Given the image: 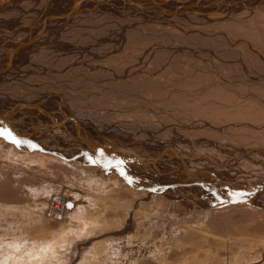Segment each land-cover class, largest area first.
I'll list each match as a JSON object with an SVG mask.
<instances>
[{
    "label": "bare ground",
    "instance_id": "obj_1",
    "mask_svg": "<svg viewBox=\"0 0 264 264\" xmlns=\"http://www.w3.org/2000/svg\"><path fill=\"white\" fill-rule=\"evenodd\" d=\"M258 12H264V0H0V133L7 131L14 137L8 139L0 135V151H4L0 157V173L19 172L39 177L40 174L35 175L32 170L36 172L42 168L40 172L49 177L53 175L48 166L52 159L69 171L70 175L81 172L85 176L82 180L86 182L90 179L86 182L84 200L79 202L82 205L73 196L75 193L71 195L67 190H56L53 194L55 200L49 198L45 219L49 217L60 221V232L56 234L55 231L56 235L51 238L42 239L32 248L27 247V251H20L18 248L21 245L17 243H2L0 250L6 255H2L0 264H48L52 258L58 260L61 254L58 251L68 248L76 239L91 238L97 234L102 236L95 238L96 243L90 246L83 263L109 264L111 260L117 259L120 248L125 244H137L136 240L141 238L137 235L145 234L152 217L156 218L162 213L160 205L189 215L239 204L264 211V174L252 179L254 185L252 182L246 185L237 182L231 174H240L244 163H250L255 168L264 167V151L250 147L234 153V149L230 150L231 146L228 149L225 146L227 143H217L211 138L212 135H208L210 138L206 135L207 138L195 139L188 133V137L186 132L183 133L184 130L201 128L218 135L224 133V129L200 119L201 115H197L199 119H193L191 123L183 122L159 105L165 97L157 99L145 96L132 91L136 88L132 89L128 85L137 78L142 81V78L154 77L167 62L168 65L173 64L175 59L184 62L200 60L201 66L207 68V58H215L219 54L222 55L220 61L223 69L217 65H213V68L214 75L221 79L218 80L220 83L231 85L245 82L263 89L264 79L255 76L244 75L246 78L235 81L226 77L224 79L219 71H231L232 63H223V60L228 61L223 58L239 57L238 62L246 67L243 54L238 49H229L230 52L227 49L222 52L214 50L210 48L209 38L206 39L217 33L210 30V24L255 23ZM240 14L243 15L238 17ZM246 45L252 54L259 53L249 43ZM246 45L243 47L246 48ZM160 57L166 60L161 66L158 63ZM115 63L118 66H114ZM258 93L249 95L264 106V100ZM105 102L111 103L110 109L105 107L104 111L107 110L105 113L108 114H101L96 109ZM138 114L155 120L171 117L173 122L168 120L170 124L164 126L171 135L164 138L144 122L137 121ZM203 146H212L215 151L198 152L197 148ZM181 148L193 149L182 152L179 151ZM220 154L222 157L218 156ZM29 160L37 163V167L27 165ZM244 176L241 173V177ZM49 182L42 180L46 184L45 188H41L40 183V187L27 184L26 189L35 193V196L44 192L49 196L54 193V188L47 186ZM51 183L58 184L61 190L65 189L56 180ZM106 183L107 186H113L110 194L105 193ZM115 191L135 195L134 203L147 198L145 202L140 201L136 208L133 218L136 223L129 235H112L124 227L125 220L113 218L109 221L104 215H89L86 211V205L92 201L105 205L104 200L109 195L113 196ZM72 200H75V204H72ZM133 205L127 211L131 212ZM34 222L36 220L31 223Z\"/></svg>",
    "mask_w": 264,
    "mask_h": 264
},
{
    "label": "rangeland",
    "instance_id": "obj_2",
    "mask_svg": "<svg viewBox=\"0 0 264 264\" xmlns=\"http://www.w3.org/2000/svg\"><path fill=\"white\" fill-rule=\"evenodd\" d=\"M262 13L258 12L256 14L255 23L249 22V23L240 25L239 23L235 24L234 22H225L227 26L224 23L215 24V25L210 24L209 25L210 30L217 31V33H215L217 37L215 35L212 36L213 38H215L213 39L214 40L213 43H211V41H213L212 37H206V39L209 38L211 40L210 41L209 39H207L209 41V45L211 46L210 48H213L214 50H218L220 52L226 49H227L226 51H228L229 49L231 51L233 50L236 51V49L240 50L243 54L242 58L245 62V66L246 65L248 66L249 64L250 66L248 67L242 66V64L238 62L239 57H235L234 59L233 58L231 59V57L223 58L225 60H228L226 62L223 60L222 61L223 63L233 64L235 62L233 65L229 64L230 70L231 71L233 70V71L228 72V70H226L225 72L227 73H224L221 71L223 69L221 68L222 63L220 61V59L222 60V57H221L222 55H219V54H218V57L207 58L208 60H211L210 62H208V60L205 61L207 63V68L206 66L204 67L201 66L200 63L202 61L200 60L191 59L190 61L185 60L184 62L181 59H175L173 64L170 63L168 65L167 64L168 62H167L166 65L163 66L164 68H162L158 72V74L156 73L157 74L155 75L156 77L155 76L145 77L141 79L142 81H138L137 80L138 78H137L136 80L138 81V84H136L137 83L136 80H135L136 82L130 81L128 83L129 87L131 86L132 89L133 87L136 89H133V90L131 88L129 89H131L132 91H135L136 93L143 94L145 96L150 95L149 97H152V98H157V99L162 98L163 99V97H165V99L163 100L164 102L163 101H162L163 103L160 102L159 105L163 106L165 109L174 113L173 115L175 117L177 116L176 118H178L179 120L181 119L183 122L188 121L189 123H191L193 119H196V118L199 119V116L201 115L200 119L202 118L206 121H210L211 123L215 125L218 124V126H221L224 129L223 131L224 133H220L218 135L216 133L211 132L210 130L201 129V128H197L198 130L195 128H192L191 130L190 129L184 130L183 133L185 134L186 132L185 135L188 137L190 135V137L192 138L199 139V138H207L208 135L209 136L212 135L211 138H214L217 143L221 145H225V143H227L225 146L228 149L230 148L229 146H231L230 150L233 151L234 149L235 150L233 151L234 153L236 151L238 153L239 150L240 151L246 150L250 147H255L257 148L258 151H264V106H262L258 102V100L255 99L256 100L255 101L253 97L249 95L252 92H255V93L259 92L258 95L260 94L259 96L264 100V88L262 89L260 86L258 87L252 84L248 85L245 82H243V84H238L236 82L234 84H231V85H234L232 87L230 84H224V83L222 84L219 82L221 81V79L215 76L216 74L214 73L215 70L213 68L214 67L213 65L219 66L221 70L220 71L218 70V71L222 73L221 76L224 77V79L227 78L228 80H231V81H235L241 77L246 78V76L244 75H249L253 77L255 76L258 79H264V72H263L264 71V67H263V64H264V59H263L264 58V36H263L264 35V12ZM242 15L243 14L238 15V17H241ZM252 26H255V27H252ZM215 27L217 29H215ZM238 27L239 28L241 27L240 28L241 30ZM261 31L263 32L261 33ZM219 37L222 39L221 41L219 40L220 39ZM216 38H219V39H216ZM228 38L230 40H228ZM233 39H238V40L236 41ZM241 41H243V43ZM248 43L254 48V50L258 51L259 53L252 54L250 48L247 50L248 45L246 44ZM244 44L246 45V48L243 47ZM240 45L242 46L241 49H240ZM256 56L258 57L260 56L262 58L260 57L256 58ZM245 57H247V59H245ZM229 58L231 59V61L232 60L233 61L231 62ZM159 59H161V60H158V63L160 64L159 66L164 64L162 63L163 61L166 62V60H164L165 57H160ZM246 60L248 61L249 64H246L247 63ZM186 62H188L189 64ZM219 63H221V65H219ZM114 66H118V65L115 63ZM239 67H240V70L238 69ZM243 67L245 70L243 69ZM235 68H237L238 71L237 69L235 71L234 70ZM262 68H263V71H260ZM250 69L251 70L253 69L254 71H251ZM197 70H198V73H197ZM253 73H256V74H253ZM215 78L216 80L213 82L212 80H214ZM139 82H140V85H139ZM212 82L215 85L217 82V85L213 86L214 84ZM209 84L210 86H213V87H210ZM221 84H222V87H221ZM208 87L211 88L209 89L210 91H208ZM204 88L207 89L205 93H204V90H205ZM225 88L227 90H224ZM194 90L197 91V93ZM188 91L190 92L188 93ZM237 91L239 92L237 93ZM195 93L197 94V96H195L196 95ZM169 94H171L172 96L171 95L169 96ZM193 94H195L194 95L195 98ZM249 97H250V100H249ZM211 100L212 101L215 100L213 102L214 104L212 103ZM107 103L108 102H105L104 104L99 105L96 110L99 111V113L101 114L102 113L108 114V113H105L107 110L104 111V109L105 107L110 109L111 103L110 102H109L110 104H107ZM201 103H203L204 106H202L203 104ZM205 103H206V106H205ZM215 103H217V106ZM198 104L200 106H198ZM210 104H212L213 107H211L212 105ZM121 105L127 106V107L129 106V105H124V104H121ZM201 108H203L204 110L206 109L207 110L204 111ZM158 110H160L159 107H158ZM185 111L187 112L188 115L186 114ZM176 112L178 113V115H175L177 114ZM136 116H137L136 117L137 121L144 122L146 126L151 127L152 129H154V131H157V133H160L162 136H164V138H167V136L169 137L171 135L170 134L171 132L169 130L164 129V126L166 124H170V122L171 123L173 122L171 117H167L168 118L167 119L163 116H160V118L163 117L165 119L166 122H164L163 118H161L163 121L160 120L159 118H158L159 119L158 121V119L155 120V118L153 117L150 118L147 115L144 116V115L138 114ZM183 116L185 117V119L183 118ZM159 127L161 128L159 129ZM204 132H207V133H204ZM198 134L200 135L198 136ZM209 136L208 138H210ZM215 137H218V138H215ZM5 145L8 146L7 144ZM235 145L236 146L239 145L240 148L238 146L236 147ZM242 145L243 147L244 146L245 147L243 148ZM203 147L197 148L198 152L200 153L208 152L209 153V151L211 150L213 152L215 151L213 150L212 146L211 147L205 146L206 148L205 147L203 148ZM181 149L182 150H179V151L188 152L189 150L192 151L193 148L189 150L188 148H181ZM0 150H2V148H0ZM3 152L4 151H0V157L2 154H4ZM233 152H231V154H233ZM218 156L222 157V154ZM48 163H50L48 164V166L50 165L52 169L51 175L53 174L54 176L48 175L49 177H47V175H43L42 172H40L42 168L41 169L39 168V170H37L36 172L32 170L33 174L35 175L37 174L38 176L40 174L39 177H34V176L30 177L27 173L22 174L19 172L10 173V172L4 171L3 174L0 173V176L2 175L0 177V186H1L0 187V247L1 248L3 246L2 243H8V244L17 243L21 245V247L18 245L19 246L18 249L20 251L21 250L27 251V247L32 248L35 244L42 242L43 241L42 239L44 240L49 239L51 238V236L56 235L58 232H60L61 227H62L61 226L62 224L60 223V221L58 222V220L57 221L53 219L51 220L48 217L46 218L47 220H49V223H48V221L45 219V214L47 215L46 211L48 212L47 206L49 205L48 204L49 198L51 200H55V198H53V194H55V192L67 190V192H70V194L75 193L73 194V196L77 198L78 203L84 200V194L86 193L85 192L86 182L88 180L90 181V179L86 180V182L82 180V177H85V176L81 172L80 173L78 172L79 174L75 172L74 173L70 172L72 174L70 175L69 171H66L65 169H63L61 164L52 161V159H50ZM27 165L29 166L36 165L37 167V163H32L30 160ZM58 165H61V166H58ZM250 165H251L250 163H244L243 165H241V169L243 170L241 173L243 175L245 174L244 178L241 177V173L236 174L235 172H231V174L236 177L237 182H240L244 185L252 182L254 185V182L252 179L253 178L255 179V177L258 175L264 174V170H263L264 167L257 166V168H255L256 166L254 165L250 166ZM66 167L67 169H69L68 166H65V168ZM21 176H24L25 178ZM53 177L55 179H53ZM42 180L50 181L47 184V186L54 188V193H50L51 195L48 196L46 192H44V193L37 194L38 196L36 195L37 196L36 197L35 193H31V190L26 189L27 184L37 187L40 185V183H41L40 185L41 188H45L46 184H43ZM54 180H56L60 184H63V187L65 189L61 190L58 187V184L51 183ZM73 183H74V186H72ZM105 185L107 186V183ZM228 186L230 187V184H228ZM112 187L107 186L105 193L110 194L111 193L110 190ZM112 195L113 196L111 197L117 201L114 202L109 195L108 199L104 200L105 205L99 202L97 204L96 202L92 201L91 204L86 205V211L88 212L89 215L96 214V213L100 215H104L105 217L109 219V221H112L113 218L114 219L120 218L121 220H125V225L123 228H121L120 230L114 231L113 233L112 232L110 233H112V235L114 234V236H122L123 234L129 235V233L131 232L130 231L131 228H134L135 223H136L135 219H133L134 214L137 211L136 208L140 204V201L145 202L147 198L145 197L144 198L145 200L141 199L139 202L136 201L134 203L135 195L128 193L126 191L125 192L115 191L112 193ZM117 198H120V199H117ZM72 204H75V200H72ZM132 204L134 205H133V209L131 210V212L127 211V210H130V207L132 206ZM79 205H82V204L79 203ZM167 208H169V206L160 205L159 209L162 211L161 214L158 213L159 214L158 217L159 216L160 217L159 218L158 217L154 218L155 216L152 217L151 219L152 221L150 220L151 225L149 224L148 227L146 226L148 231H146L145 234L143 233L142 235L141 234L137 235L138 237L141 236V238H139L140 240L139 239L136 240L137 244L129 245V244L122 243L125 245L122 248H120L121 253H119L115 261L111 260L109 264H116L117 262H118L117 264H135V263L136 264H264V211L263 210L260 209L261 210L260 211L257 208L254 209V207L250 208V207H246V206L239 204L237 206L230 205V207L228 208L213 210L212 212L206 211V213L205 212L204 213H201V212L192 213V214L190 213L191 215H189L186 213H181L174 208H171V209L170 208L167 209ZM164 209H167V210L163 211ZM31 215H33L34 217H32ZM35 220L36 222L31 223ZM45 222L47 223V225L45 224ZM38 224H39V228H38ZM145 224L147 225V223ZM34 225L36 226L35 228H34ZM55 231H56V234H54ZM30 234H32L33 236ZM40 235H41V238H40ZM45 235H47L48 238H46ZM37 237H38V240H37ZM96 237L98 238L101 236L95 235L91 238H83V240L76 239V241H74L73 244L70 245L68 248L60 249L58 251V252L61 251L60 256L57 257L58 260L56 258H52L48 261L49 262L48 264H85L83 262L87 257L88 251L90 250L91 245L89 244L91 243L95 244L96 242H93V241L95 240ZM91 239H93V241H91ZM142 239L144 240V242ZM2 255L4 256L6 254L0 250V258L2 257ZM45 264H47V262Z\"/></svg>",
    "mask_w": 264,
    "mask_h": 264
},
{
    "label": "snow or ice",
    "instance_id": "obj_3",
    "mask_svg": "<svg viewBox=\"0 0 264 264\" xmlns=\"http://www.w3.org/2000/svg\"><path fill=\"white\" fill-rule=\"evenodd\" d=\"M0 135H3V136H5L8 139H14V137L12 136V134L10 132H7V131H5L3 133H0ZM16 143H21V141H16Z\"/></svg>",
    "mask_w": 264,
    "mask_h": 264
},
{
    "label": "crops",
    "instance_id": "obj_4",
    "mask_svg": "<svg viewBox=\"0 0 264 264\" xmlns=\"http://www.w3.org/2000/svg\"><path fill=\"white\" fill-rule=\"evenodd\" d=\"M98 235V234H97ZM28 236H30V235H28ZM98 236H102V234H99ZM78 239H80V240H83V238H78ZM91 241H93V239H91ZM96 240H94L93 242H95ZM89 245H93V243H91V244H89Z\"/></svg>",
    "mask_w": 264,
    "mask_h": 264
}]
</instances>
